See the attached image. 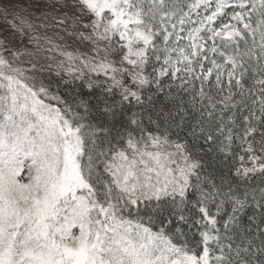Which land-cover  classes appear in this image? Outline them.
I'll list each match as a JSON object with an SVG mask.
<instances>
[{"label": "snow or ice", "instance_id": "1", "mask_svg": "<svg viewBox=\"0 0 264 264\" xmlns=\"http://www.w3.org/2000/svg\"><path fill=\"white\" fill-rule=\"evenodd\" d=\"M0 264H264V0H0Z\"/></svg>", "mask_w": 264, "mask_h": 264}]
</instances>
